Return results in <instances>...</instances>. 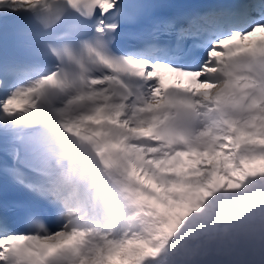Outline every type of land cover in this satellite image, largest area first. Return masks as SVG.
Returning <instances> with one entry per match:
<instances>
[{"label": "snow or ice", "instance_id": "snow-or-ice-1", "mask_svg": "<svg viewBox=\"0 0 264 264\" xmlns=\"http://www.w3.org/2000/svg\"><path fill=\"white\" fill-rule=\"evenodd\" d=\"M257 33L264 0H0V264H264Z\"/></svg>", "mask_w": 264, "mask_h": 264}]
</instances>
